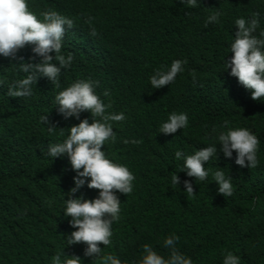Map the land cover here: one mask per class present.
<instances>
[{
    "label": "trees",
    "instance_id": "obj_1",
    "mask_svg": "<svg viewBox=\"0 0 264 264\" xmlns=\"http://www.w3.org/2000/svg\"><path fill=\"white\" fill-rule=\"evenodd\" d=\"M28 5L38 17L57 11L73 20L61 51L74 59L59 87L41 76L30 97H12L10 86L26 76L21 58L36 63L40 57L31 44L14 58L0 56V264H51L62 250L83 264H105L108 255L140 264L145 244L167 258L171 249L163 241L172 234L193 264H222L227 252L241 264H264V98L252 99L251 90L224 69L233 55L235 20L260 13L258 35L264 30V0H198L195 7L183 0H28ZM215 11L222 13L219 23L205 26ZM177 59L185 62L184 71L170 85L152 88L154 71ZM79 79L98 81L96 93L111 105L108 111L125 114L124 121L113 122L116 142L102 150L136 177L132 193H117L121 213L112 225V243L94 258L85 255V242L66 241L75 229L63 213L64 199L76 172L67 155L47 154L71 126L85 118L92 122L90 111L65 118L55 101ZM174 111L187 113L188 127L159 131ZM43 115L56 128L53 133L41 122ZM225 121L227 127L252 130L260 140L256 168L238 166L236 152L225 157L219 144L217 158L205 163L232 177L231 196L217 191L211 175L205 181L188 177L180 171L183 161L174 158L176 150L190 155L213 143L212 129L219 131ZM175 173L178 187L170 185ZM186 179L192 195L184 189ZM99 191L85 184L75 195L94 199Z\"/></svg>",
    "mask_w": 264,
    "mask_h": 264
},
{
    "label": "clouds",
    "instance_id": "obj_2",
    "mask_svg": "<svg viewBox=\"0 0 264 264\" xmlns=\"http://www.w3.org/2000/svg\"><path fill=\"white\" fill-rule=\"evenodd\" d=\"M189 6L195 7L198 0H183ZM222 13L215 11L207 16L206 25L219 23ZM42 17V19L40 18ZM38 15L31 11L28 0H0V56L15 57L18 51L26 45H34L32 52L40 57L39 62L28 63L21 58L20 71L26 74L23 79L16 81L9 88L8 95L12 97H30L33 85L39 77H47L56 87L62 71L68 69L74 57L62 54L63 38L66 29L73 27V20L57 11H46ZM260 13H254L251 18L240 17L235 20L238 30L230 45L233 53L229 60H224V69H231L230 74L251 90L254 100L264 98V30L257 35L260 28ZM54 53V55L52 54ZM184 61L174 60L170 67L154 71L149 78L152 88L158 89L170 85L179 73L184 71ZM98 81L79 79L68 87L59 91L55 96L59 112L65 118L90 111L93 119L80 120L68 129L67 137L62 142L50 144L48 156L51 159L67 155L72 168L76 172L73 178L75 186L69 189L68 199H64V215L71 217L69 223L75 229L68 235L67 244L85 242V255L98 257L105 247L112 243V225L120 219L121 201L117 193L130 194L134 190L135 175L124 165L114 162L102 150L107 143H115L116 132L113 122L126 119L123 112H109L110 104H105L96 93ZM107 95V93H105ZM47 125L48 131L53 133L55 127L48 124L46 115L40 117ZM189 118L186 112H172L159 128L164 133H176L178 129L188 127ZM228 121L220 126L218 131L212 129L214 142L196 150L193 154H186L176 150L174 158L183 161L180 171H186L188 177L205 181L212 176V181L218 184L217 191L223 196H231L234 192L232 177L226 175L221 167L215 171L205 166L206 162L217 158L218 147L225 157H232L236 152L235 163L240 167L256 168L260 164L258 152L260 140L258 136L246 127H227ZM226 128V130H225ZM61 135H64L63 131ZM134 144L141 141L132 140ZM247 162V163H246ZM87 184L89 188L99 189L98 197L85 199L83 195L75 193ZM180 184V178L175 173L170 178V185ZM187 194H194L191 181L184 180ZM180 237L172 234L163 241L165 248L171 249L165 258L149 244L143 246L144 255L140 264H193L191 257L181 253L176 245ZM104 247L101 248L100 244ZM62 257H64L62 259ZM51 264H83L79 256L65 255L63 250L57 253ZM105 264H122L119 257L108 255ZM222 264H241L240 257L233 252H227Z\"/></svg>",
    "mask_w": 264,
    "mask_h": 264
}]
</instances>
